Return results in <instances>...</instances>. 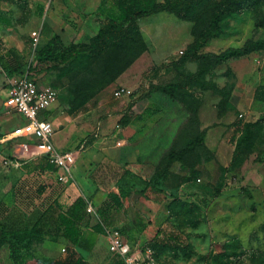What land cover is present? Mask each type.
<instances>
[{
    "label": "rangeland",
    "instance_id": "374dc122",
    "mask_svg": "<svg viewBox=\"0 0 264 264\" xmlns=\"http://www.w3.org/2000/svg\"><path fill=\"white\" fill-rule=\"evenodd\" d=\"M224 1L184 0L178 13L135 19L110 35L100 54L34 77L57 91L46 118L56 150L76 157L66 184L55 183V173L38 172L45 156L34 137L20 135L25 123L19 114L5 107L0 69V222L16 227L39 218L48 225L78 196L99 207L115 190L114 183L91 181V171L101 165L125 171L121 184L129 195L108 218L115 227H131L124 235L134 247H150L162 264H264V51L224 62L198 57L264 39V0L226 16L219 37L196 54L191 49ZM116 15L111 0H0V57L12 50L30 63L53 34L64 45L88 44ZM33 30L39 32L35 50ZM167 83L180 85L177 101L154 91ZM119 88L132 94L116 99ZM244 123L251 124V138L233 160ZM199 133L200 145L179 161L169 160L170 152ZM192 169L199 175L187 179ZM148 179L167 192L165 202L139 193ZM217 187L220 195L211 197ZM95 222L88 214L83 221L85 240L96 241L89 261L110 264L114 257L92 228ZM143 224L161 231L159 241L149 242ZM170 236L190 252L168 246ZM69 251L65 240L49 247L34 241L24 264H54ZM0 264H12L7 245L0 246Z\"/></svg>",
    "mask_w": 264,
    "mask_h": 264
},
{
    "label": "trees",
    "instance_id": "16d2710c",
    "mask_svg": "<svg viewBox=\"0 0 264 264\" xmlns=\"http://www.w3.org/2000/svg\"><path fill=\"white\" fill-rule=\"evenodd\" d=\"M263 0H226L222 5L213 12L209 25L203 28L197 36L196 41L192 45V52H196L203 47L206 42L212 38H217L222 34L221 23L226 16L239 11L244 4L257 5ZM113 7L117 10L115 17L109 18L103 26H101L97 34L92 38L90 43H77L64 45L58 34H53L48 41L39 47L33 56V61L25 64L22 58L15 51L9 50L0 57V67L5 76L20 75L28 72L31 78L37 74L56 69L66 65L72 60L86 55H98L104 50V45L110 35L122 33L126 30L135 19L150 16L159 11L178 13L180 5L184 0H111ZM264 51V39H257L252 42H246L241 47H229L226 50L215 54L208 53L198 56L201 59H210L216 62H224L232 58L241 57L249 51ZM35 79V78H34ZM180 85L178 83H167L163 86L154 87L155 92H161L165 96L176 100L179 97ZM241 121L238 123V126ZM251 138V124L244 123L242 125V133L237 138L233 160L242 153ZM204 140V133H199L184 142L182 148L177 152L169 153L170 161H179L197 145ZM264 154V151H263ZM38 169L39 173H47L55 171L56 168L44 159V166ZM199 171L190 170L187 179L196 178ZM125 171L119 173L111 167L97 166L90 173L91 181L98 186H106L114 183L115 190L107 194L106 199L99 207L94 210L99 218L86 212V200L78 196L65 211H58L50 220L51 223L43 225L41 219H35L33 222H26L21 226L12 227L6 222H0V246L7 245L10 250L12 264H24V252L30 249L32 242L42 241L49 246H55L61 240H65L70 246V251L62 259L54 261V264H91L89 256L96 246V241H86L83 232V221L88 214L95 219L92 226L95 233L103 234V225L116 228L120 231L125 241L135 246L124 234L128 233L131 227L127 224L121 227H115L110 224L109 214L111 211L123 208V201L129 195L128 190L121 184L124 180ZM248 198L252 201L251 192L245 191ZM139 193L147 200L154 202H165L168 198L167 192L156 186V182L148 179L144 181V185L140 188ZM220 188L217 187L211 194V197L220 195ZM101 222V223H100ZM141 232L146 234L149 242L152 244L159 241L161 231L154 230L146 224L142 225ZM173 246L178 250L189 253L190 250L182 240L177 236L168 237V246ZM149 248L146 245L141 247ZM65 249V248H64ZM153 256L158 260L152 251ZM110 264H123L115 255Z\"/></svg>",
    "mask_w": 264,
    "mask_h": 264
},
{
    "label": "built area",
    "instance_id": "2783aa9c",
    "mask_svg": "<svg viewBox=\"0 0 264 264\" xmlns=\"http://www.w3.org/2000/svg\"><path fill=\"white\" fill-rule=\"evenodd\" d=\"M30 37V45L35 50L39 44V32L32 31ZM6 79L4 105L23 118L25 124L20 135L32 136L37 140V149L45 156L47 162L56 168L55 171L49 172L56 174L55 183H68L73 179L76 157L72 151L56 150L52 142L53 125L46 118L57 100V91L48 86H40L27 71L20 75L6 76ZM131 94L132 92L125 88L113 92L116 99L129 97ZM86 212L99 220L92 205L86 206ZM103 235L107 240V252L115 255L123 264H162L149 248L134 247L125 241L116 228L103 225Z\"/></svg>",
    "mask_w": 264,
    "mask_h": 264
},
{
    "label": "crops",
    "instance_id": "0c3cea01",
    "mask_svg": "<svg viewBox=\"0 0 264 264\" xmlns=\"http://www.w3.org/2000/svg\"><path fill=\"white\" fill-rule=\"evenodd\" d=\"M33 31H36V30H33ZM31 32H32V31H31ZM31 32H30V34H31ZM6 53H7V52H6ZM6 53H5V54H6ZM5 54H4V55H5ZM4 55H3V56H4ZM3 74H4V73H3ZM15 75H16V74H15ZM4 77H5V80L7 81L5 74H4ZM5 85H7V82H6ZM5 90H6V88L4 89V94L6 93ZM19 116H20V115H19ZM20 117H21V116H20ZM21 118H22V117H21ZM22 120H23V118H22ZM23 121H24V120H23ZM75 175H76V173H75ZM98 235H99L100 238H101V237H104L103 234H98ZM104 240H106L105 237H104ZM106 242H107V240H106Z\"/></svg>",
    "mask_w": 264,
    "mask_h": 264
}]
</instances>
